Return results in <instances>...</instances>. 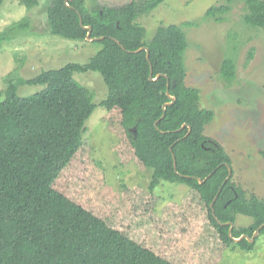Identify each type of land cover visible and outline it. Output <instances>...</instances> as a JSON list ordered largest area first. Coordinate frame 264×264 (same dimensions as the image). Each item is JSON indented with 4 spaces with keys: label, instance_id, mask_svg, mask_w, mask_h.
Masks as SVG:
<instances>
[{
    "label": "trees",
    "instance_id": "obj_1",
    "mask_svg": "<svg viewBox=\"0 0 264 264\" xmlns=\"http://www.w3.org/2000/svg\"><path fill=\"white\" fill-rule=\"evenodd\" d=\"M20 1L28 6L38 4V0ZM85 1L69 0L68 5L66 0H50L47 8L50 32L66 39H87L88 29L82 26L81 15L84 25L92 26L93 37L104 36L99 40L102 48L86 63L68 62L32 78L8 76L7 89L0 90V264H177L72 201L65 203L63 209L59 202L66 197L49 184L70 164L75 150L85 148V124L98 104L108 110H120L126 145L133 149L142 168L152 170L151 190L162 181L189 186L183 203L171 202L165 211L172 212L178 207L184 211L187 237L199 229L190 246L208 243L202 247L203 253L217 248V254L211 256L217 259L223 256L226 247L254 250L258 238L252 243L246 238L235 242L229 235L230 225L220 224L213 215L211 202L229 173L226 162L231 164V158L222 145L204 133L214 111L201 107L200 88L186 83L185 27L191 22L161 24L148 40L138 19L165 0L101 3L94 10ZM3 2L0 0V6ZM232 3L233 0H225L212 5L206 16L222 22ZM244 3L243 22L264 30V0H244ZM29 26L27 17L14 22L0 30V40L10 39L19 31L26 32ZM142 46L149 47L153 77L167 76L150 79L146 50L132 52ZM252 56L251 50L248 61ZM90 72L99 73L108 90L100 103L93 101L92 91L74 76ZM220 76L228 85L234 83L235 57L223 59ZM168 78L170 93L176 100L167 106L165 116L160 119L163 104L170 101L166 93ZM25 84L45 87L19 96L18 87ZM185 123L190 124V132L188 126L178 130ZM260 153L264 158V148ZM194 177L207 180L200 183ZM155 197L148 195L144 204H152ZM144 204L139 211L147 210ZM190 207L193 212H189ZM213 208L219 220L235 223V237L252 236L264 223V198L254 193L247 196L232 177L222 187ZM238 214L250 216L253 222L237 226ZM193 217L202 220L191 226L188 223ZM263 234L264 227L260 231Z\"/></svg>",
    "mask_w": 264,
    "mask_h": 264
},
{
    "label": "rangeland",
    "instance_id": "obj_2",
    "mask_svg": "<svg viewBox=\"0 0 264 264\" xmlns=\"http://www.w3.org/2000/svg\"><path fill=\"white\" fill-rule=\"evenodd\" d=\"M129 1L86 0L85 4L94 10L101 3L120 5ZM223 2L165 0L138 21L145 27L148 40L161 24L191 22L185 27L186 83L200 88V106L214 111V118L205 126L204 133L229 154L232 181L247 196L254 193L264 198V158L260 153L264 148V30L243 22L244 0H233L231 11L222 22L206 16L208 8ZM49 3L50 0H38L37 5L28 6L20 0H4L0 6V30L25 17L30 23L26 32L19 31L10 39L0 40V90L7 89L8 76L32 78L43 70L59 68L68 62L86 63L102 48L99 40L53 35L47 18ZM251 50L253 56L248 61ZM227 56L236 58L237 77L231 85L220 76L222 61ZM74 76L92 91L94 102L100 103L107 96L106 84L99 73H75ZM44 87L20 85L17 93L28 96ZM4 98L2 95L1 99ZM120 120L119 109L108 110L99 104L87 119V131L83 135L85 148L75 150L70 164L49 183L67 198L61 197V207L65 209V203L72 201L177 264H264V234L257 236L254 250L246 252L226 247L218 259L211 257L217 254V248L203 253L202 247L208 243L190 246L199 229L192 231L188 240L184 211L179 207L172 212L165 211L171 202L183 203L189 186L162 181L151 190L152 170L142 168L133 149L126 145L127 135ZM148 195H155L152 199L155 202L144 204ZM143 204L147 210L139 211ZM191 211H194L192 207ZM201 220L202 217H193L188 224L196 226ZM252 222L248 215H237V226Z\"/></svg>",
    "mask_w": 264,
    "mask_h": 264
},
{
    "label": "water",
    "instance_id": "obj_3",
    "mask_svg": "<svg viewBox=\"0 0 264 264\" xmlns=\"http://www.w3.org/2000/svg\"><path fill=\"white\" fill-rule=\"evenodd\" d=\"M66 2H67V4L69 5V0H66ZM79 15H80V14H79ZM80 22H81L82 26H83L85 29H88V33H87V36H86V38H87L88 40H93V41H94V40H102V39H104V36H97V37H93V36H92V29H93L92 26H91V25H84V23H83V17H82L81 15H80ZM117 42H118V43H119V44L125 49V46H124L123 44H121L119 40H117ZM142 50H146V57H147L148 61L150 62V50H149V47H148V46H142V47H140L139 49L133 50L132 52H140V51H142ZM161 75L167 76L166 74H159V75H157L156 77H153V65H152V63L150 62V79L153 80V81H155V80H157ZM173 84H175V80H173ZM169 87H170V80H169V78H168V86H167L166 93H167V95L169 96L170 101H167V102H165V103L163 104V114H162V116H161L160 119H162V118L165 116L167 106L172 105V104L175 102V100H176V97L170 93V88H169ZM160 119H158V120L155 122V124H157L158 121H159ZM157 126H158V124H157ZM186 126L189 127V132H190V131H191V127H190V124H189V123H185V124L182 125L180 128H178V130H182V129H184ZM133 130L137 133V127H134ZM226 164L228 165L229 173H228L226 179L224 180L222 187L224 186V184H225L228 180L231 179V177H232V175H233V170H232V168H231V165H230L228 162H226ZM175 168H177V163H176V161H175ZM211 175H212V173L209 174V176H211ZM183 176H185V175H183ZM194 178L198 179V181H199L200 183H203V182H205V181L207 180V177H206L205 179H201L200 177H194ZM222 187L219 189L217 195L214 197L213 201L211 202V207H212V211H213V215H214V217L218 220V222H219L220 224H222V225H227V224H229V225H230V228H229V235H230V237H231L235 242H239V241H241V240L244 239V238L248 239L251 243L254 242L255 239L257 238V236L260 234L261 229L264 227V223H262V224H261V225H260L255 231H254V233H253L252 236H249L248 234H242V235L239 236V237H235V236H233V229H234V227H235V223H234L233 221L222 222L221 220H219V219L217 218V216H216V214H215V211H214V208H213V207H214V203H215V201H216V199H217V197H218V194L220 193Z\"/></svg>",
    "mask_w": 264,
    "mask_h": 264
}]
</instances>
